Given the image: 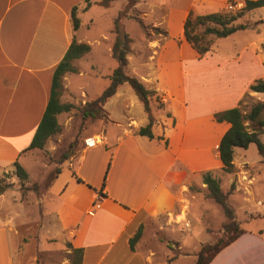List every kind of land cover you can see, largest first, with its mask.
<instances>
[{"label": "crops", "instance_id": "0c3cea01", "mask_svg": "<svg viewBox=\"0 0 264 264\" xmlns=\"http://www.w3.org/2000/svg\"><path fill=\"white\" fill-rule=\"evenodd\" d=\"M81 1L0 0V170L14 167L15 161L20 163L29 154L27 147L50 96L53 71L70 43H85L89 50L84 54H92V59L98 57L93 48L100 45L98 40L78 37L75 32L79 27H72L71 8ZM226 1L188 0L186 6L178 9L164 0H137L131 8L139 15L128 13L121 20L123 29L127 20L138 25L139 30L164 31L159 37L148 36L144 40L148 53L139 63L146 67V75L132 72L147 86L155 85L164 97L165 107L155 110L152 125L153 134L160 138L149 139L135 133L138 127L146 125L148 118L142 102L124 82L104 103L107 116L99 120L97 130L84 136L96 135V145L82 147L65 159L61 170L50 180L42 200L40 227L47 229L52 237L49 239L82 248L79 264H176L182 255H191L193 264L202 242L191 244L187 252L171 234H166L164 247L156 250L142 248L143 234L133 249L129 239L140 225L152 223L160 216L163 222L159 228L167 227L173 233L169 225L184 222L193 234L188 209L197 197L195 193L206 198L202 173L214 169L222 187L218 143L229 123L216 121L213 114L239 106L244 94L264 101V92L249 89L257 79L264 80V56L254 50L245 54L247 44L235 57L214 55V64L205 67L208 59L212 60L207 56L211 50L198 56L178 43L189 13L205 14L213 12L214 7L218 11ZM118 12L119 8L116 15L110 16L113 30ZM88 22L92 25L93 18L89 17ZM99 35L109 41L105 33ZM111 41L104 52L114 58ZM183 42L189 44L184 38ZM133 47L134 44L130 50ZM190 50L195 51L191 45ZM244 69H252L253 74L242 80ZM211 70L212 97L207 98L209 93L203 95L197 88L192 89L197 84L204 89ZM109 74H105L107 79ZM200 75L204 80H200ZM109 126L114 129L110 136ZM259 139L264 143V131ZM238 148L233 153L235 171L225 179L227 191L228 184L234 181L229 196H234L237 208L263 216L264 161L261 157L250 160L246 151ZM259 218L264 217L246 218L241 223ZM224 221L225 218H219V227ZM242 228L244 232L208 264H264V230ZM9 229V218L0 220V264H12L7 245ZM169 251L175 256L173 260L168 257ZM67 252L70 255L72 249ZM65 264H71L70 259Z\"/></svg>", "mask_w": 264, "mask_h": 264}, {"label": "rangeland", "instance_id": "374dc122", "mask_svg": "<svg viewBox=\"0 0 264 264\" xmlns=\"http://www.w3.org/2000/svg\"><path fill=\"white\" fill-rule=\"evenodd\" d=\"M164 2L176 6L178 9H182L186 6L188 0H164ZM229 2L234 4L232 8L227 7ZM131 6L132 5L127 4L126 0H113L110 1L107 6L101 5L96 1L91 3V6L87 7V9L83 10L84 3L82 1L80 2L79 9L82 10L77 12L81 19V23L78 30L75 32L76 36L79 37L84 35L88 38H95L100 45L93 47L95 51L98 52L97 58L92 59V54L88 55L84 54V52L75 59H71V70L64 72L61 76L60 86L57 89V98L60 103L73 104L74 108L58 114L57 121L60 129L57 133L46 139L42 149H30L28 150L29 154L21 159L20 165L23 166L28 173L26 181L21 182L19 177L14 174V167L0 170V188L3 189L0 193V220L3 221L9 218L10 229L7 230V245L11 252L12 264H65L72 257L71 254L69 255L67 252V245H61L58 239H49L52 237L48 234L47 229H41L40 224L43 211L42 200L47 193L48 184L54 176L56 167L61 169L63 166L64 161L60 164H57V161L60 159L61 154L68 149L69 143L77 138L78 141H82L81 148L84 147V136L92 133L93 130H97L99 120L107 116V114L95 118L83 116L81 107L86 101L98 96L109 83L105 74L111 73V69L117 64L114 58L107 57L104 52L110 40L112 39V44L115 37L110 16L116 15L118 8L119 12L121 11V20L127 17L128 13L138 14ZM221 6L222 7L218 9V11H235L243 6V2L227 0ZM214 11H217L216 7H214ZM89 17L93 18L92 25L88 22ZM126 21L127 20H125L126 24L124 30L131 36L130 39H132L129 46L132 47V44H134V47L129 50L127 54L126 71L129 74H133L132 72L137 70L140 74L146 75V67L144 64L139 63L141 57H146V53H148L144 40L146 38L148 39V36H150L149 38L159 37L162 32L156 28L139 30L140 27L138 25L136 26L135 23ZM238 22L248 23L249 27L236 30L226 37L214 38L211 52L207 54L208 58L212 57L210 58L212 62L208 59L205 67H211L212 64H214V55L227 58L235 57L242 45L246 46V44L249 48L246 49L247 51L245 54L254 50L258 55L264 56V6L250 10L243 17L239 18ZM145 23L146 22H144V24ZM100 33H105L109 41L104 39L103 36H100ZM178 43L188 48L191 54L197 55L194 50H190L189 44H186V42L184 44L183 37L180 38ZM141 53L144 55H140ZM246 65H248L247 61H245V68ZM230 68H233V66L230 65ZM250 71H252V69L249 71L244 69V71L241 72V79L245 80L248 74H253ZM227 75L232 76L231 74ZM90 76L91 78L88 79ZM208 76L210 80L208 84L206 83L207 86H205L204 89L198 84L194 85L192 89L195 90L197 88L203 95L209 93L210 95H207V98H209L212 93L211 86L213 85L214 71L211 70ZM200 80H204L201 75ZM189 81L190 79L188 80L187 78V84ZM191 86L192 85H190V87ZM147 87L155 90L152 98V107L155 108L153 109V113H155L156 109L163 110L165 107L163 95L157 90L155 85L150 84V86ZM187 88L189 89V86ZM208 100L209 99H207V101ZM259 100L260 99L253 100L248 94H244L240 102L241 108L248 111L251 104ZM158 103H163V106H159ZM113 133V127L109 126L107 130L108 136ZM80 149H75L74 154L80 151ZM238 149L240 151H246L247 157L250 160L259 159L260 157L254 143L249 144L247 148L240 147ZM210 172L213 175L215 174L214 169L210 170ZM231 173H226L222 169L218 172V175L222 178L221 190L225 191L228 196L234 186V181L228 184L227 191L225 179L227 175ZM34 184L37 185L36 188H32ZM194 195L197 197L191 200V205L188 209L190 214L189 217L193 220L191 227H189L190 230L193 231V234L187 231L188 226L184 222L175 226L169 225L173 227V233L169 232L167 227L163 229L159 228L160 224L163 222V217L160 216L158 220L142 225V248L144 250H156L158 247L163 248L167 237L166 234H171L172 239L174 238L182 242L184 245L183 251L187 252H190L191 244L195 242L210 243L222 235V225L219 227L218 224L219 218L224 220L225 216L220 205L209 198L207 194L206 198H203L202 193H197V195L195 193ZM200 196L201 202L199 204ZM228 202L234 208L236 218L241 226L261 228L264 230V218L241 223L242 220L246 218L264 217V215L262 216L259 213L252 214L247 211L243 212L242 209L237 208V202L232 195L229 196ZM258 205L259 202H257V206ZM196 218L198 219L197 221L195 220ZM45 224L46 220L44 219V225ZM183 237L186 238L184 241L181 239ZM171 244L172 241L169 245ZM185 246L188 249H185ZM168 257L170 260H173L175 256L173 252L169 251ZM191 260V255H182L180 260L176 261V264H191Z\"/></svg>", "mask_w": 264, "mask_h": 264}, {"label": "trees", "instance_id": "16d2710c", "mask_svg": "<svg viewBox=\"0 0 264 264\" xmlns=\"http://www.w3.org/2000/svg\"><path fill=\"white\" fill-rule=\"evenodd\" d=\"M96 1L101 5L107 6L113 0H82L84 3L83 10ZM126 1L128 5H133L137 2V0ZM261 6H264V0H244L243 6L235 11H213L200 15L189 13L183 22L182 36L195 49L197 55L202 56L211 50L214 38L226 37L236 30L249 27L248 23L238 22V19L250 10ZM78 9L79 5H74L70 11L74 30L80 25V18L77 16ZM161 32L164 33V31ZM114 33L115 38L111 46V53L117 64L108 76V85L98 96L86 101L81 107L83 116L91 118L104 116L106 114L103 109L104 103L115 93L120 84L126 82L142 102L143 109L148 118L146 125L138 127L135 133L144 135L149 139L160 138L152 132V125L155 121L153 113V109L155 108L152 107V98L155 90L148 88L137 76L129 74L126 71L127 54L130 50L129 44L131 39L121 25V11L114 20ZM88 50L89 46L87 44L77 43L73 40L62 59L56 65L52 74L48 102L27 150L34 148L42 149L46 139L57 133L60 129L56 114L63 111L67 112L74 108V105L71 103L59 102L57 89L60 86L62 74L71 70L70 60ZM249 89L255 92H264V80L257 79L249 86ZM162 104L158 103L159 106H162ZM213 117L216 121H226L229 123L228 129L224 132L218 143L219 159L222 164L221 169L224 172L231 173L234 171L233 153L235 147L247 148L249 144L254 143L261 160L264 161V143L259 139V134L264 131V101L253 102L248 111H244L239 103V106L215 112ZM81 142L77 138L70 142L68 149L61 154L57 164L62 163L74 154L75 149H80L82 146ZM13 165L14 174L19 177L21 182L26 181L28 173L24 167L18 161H15ZM60 170L59 167H56L54 175ZM202 182L206 186L207 196L220 205L226 221L222 224L223 232L221 236L213 242L201 244L193 264H208L222 248L244 232V229L236 218L234 208L228 202L227 193L221 190L218 178L210 170H207L202 173ZM36 186L34 184L32 188H36ZM2 190L0 188V193ZM141 230L142 225L138 227L134 235L129 239L130 248L133 249V244L140 237ZM67 246L72 249L71 264H79L83 256L82 248H72L69 244Z\"/></svg>", "mask_w": 264, "mask_h": 264}, {"label": "built area", "instance_id": "2783aa9c", "mask_svg": "<svg viewBox=\"0 0 264 264\" xmlns=\"http://www.w3.org/2000/svg\"><path fill=\"white\" fill-rule=\"evenodd\" d=\"M233 3L232 2H229L227 4V7L228 8H232L233 7ZM98 142V138L96 136H87L83 139V144H84V147H93L96 145V143Z\"/></svg>", "mask_w": 264, "mask_h": 264}, {"label": "bare ground", "instance_id": "6f19581e", "mask_svg": "<svg viewBox=\"0 0 264 264\" xmlns=\"http://www.w3.org/2000/svg\"><path fill=\"white\" fill-rule=\"evenodd\" d=\"M98 141H99V139H98Z\"/></svg>", "mask_w": 264, "mask_h": 264}]
</instances>
